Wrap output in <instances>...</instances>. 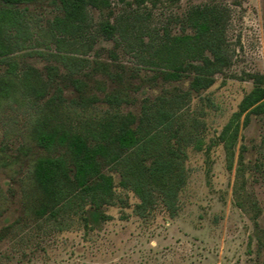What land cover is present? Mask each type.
I'll use <instances>...</instances> for the list:
<instances>
[{"label": "rangeland", "instance_id": "rangeland-1", "mask_svg": "<svg viewBox=\"0 0 264 264\" xmlns=\"http://www.w3.org/2000/svg\"><path fill=\"white\" fill-rule=\"evenodd\" d=\"M205 4L226 10L227 63L208 89L191 93L181 110L183 124L202 140V148L187 147L188 178L177 214L170 216L157 205L139 217L132 211L138 199L117 188L129 206L118 202L106 208L111 219L100 228L85 229L76 222L59 230L29 222L20 231H5L23 217L19 179L30 158L43 150L32 137L38 105L0 99V189L5 198L0 204V264H264V114L251 113L247 125H240L231 163L218 139L254 79L264 76V0H108L107 6L87 8V28L69 51L84 59L85 92L98 101L90 114L111 110L103 97L113 92L122 97L124 91L126 101L118 109L137 115L142 103L156 96L189 90L188 78L167 82L154 77L157 68L149 62L148 45L165 31L181 34L189 10ZM18 9L24 32L17 35L15 50L2 58L0 71L10 68L8 62L18 72L34 67L44 78L51 67L64 71L50 31L60 16L57 2L36 0ZM105 21L117 25L114 37L101 32ZM238 168L243 180L235 193Z\"/></svg>", "mask_w": 264, "mask_h": 264}, {"label": "trees", "instance_id": "trees-1", "mask_svg": "<svg viewBox=\"0 0 264 264\" xmlns=\"http://www.w3.org/2000/svg\"><path fill=\"white\" fill-rule=\"evenodd\" d=\"M34 1L0 0V62L15 50L17 35L24 32L18 6ZM55 1L60 16L54 17L50 31L58 50L56 59L64 71L51 67L44 78L34 67L18 72L12 62H8L10 68L0 71L1 100L20 98L38 105L32 137L43 150L30 158L19 179L23 217L4 230L20 231L29 222L53 224L59 230L76 222L85 229L100 228L111 219L106 208L118 202L121 207L129 206L125 197L117 195V188L138 199L132 211L139 217L148 216L157 205L175 216L188 178L187 147L202 148V140L183 124L181 110L191 93L208 89L214 74L227 63L226 10L218 5L195 6L187 13L181 34L165 31L148 45L149 62L157 68L154 77L167 82L188 78L186 93L156 96L142 103L137 115L118 109L126 101L124 91L122 97L117 92L107 93L102 101L111 110L90 114V107L98 101L85 92L86 82L81 77L84 59L69 49L80 43L87 28V8L107 6L108 0ZM100 30L108 38L119 32L117 25L108 21L101 23ZM68 93L74 96L66 99ZM251 113L264 114L263 75L254 79L253 87L218 135L230 163L240 125H247ZM235 178L236 193L242 187L241 168ZM4 202L0 189V204Z\"/></svg>", "mask_w": 264, "mask_h": 264}]
</instances>
